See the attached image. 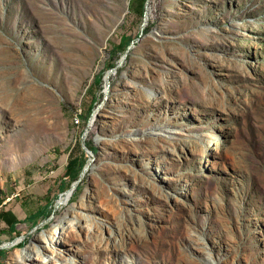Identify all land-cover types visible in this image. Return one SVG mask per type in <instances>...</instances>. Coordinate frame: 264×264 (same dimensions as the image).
Instances as JSON below:
<instances>
[{
	"label": "rangeland",
	"instance_id": "rangeland-1",
	"mask_svg": "<svg viewBox=\"0 0 264 264\" xmlns=\"http://www.w3.org/2000/svg\"><path fill=\"white\" fill-rule=\"evenodd\" d=\"M0 196V264H264V0H0Z\"/></svg>",
	"mask_w": 264,
	"mask_h": 264
},
{
	"label": "crops",
	"instance_id": "crops-1",
	"mask_svg": "<svg viewBox=\"0 0 264 264\" xmlns=\"http://www.w3.org/2000/svg\"><path fill=\"white\" fill-rule=\"evenodd\" d=\"M9 197L0 196V237L12 238L31 227L42 214V209L13 211Z\"/></svg>",
	"mask_w": 264,
	"mask_h": 264
},
{
	"label": "bare ground",
	"instance_id": "bare-ground-1",
	"mask_svg": "<svg viewBox=\"0 0 264 264\" xmlns=\"http://www.w3.org/2000/svg\"><path fill=\"white\" fill-rule=\"evenodd\" d=\"M147 13V12H146ZM146 17V16H145ZM71 190V189H70ZM70 190H68V191H66L65 193H64V195L63 196H61L60 197V199H59V202H65V200L68 198V196H69V194H70ZM69 199V198H68ZM67 199V200H68ZM72 222V221H71ZM73 224H75L74 222H73ZM72 225V224H71ZM60 228H61V225H58L57 227H56V231L55 232H57V234H56V237H59V233H60ZM73 231V229H71V232ZM55 237V236H54ZM55 237V238H56ZM46 242H42L43 244H45L44 246H42V249L39 251L38 249H37V247H36V245H35V248L32 250V252L30 251V252H28V251H21L22 252V254L26 257V258H30V259H33V253H34V255H35V259L36 260H38V261H42L43 263H46L47 261L49 262L50 261V259H52L51 257L49 258L47 255H45L44 253V250L45 251H47V250H49V248H56V246L54 245V243L56 242V241H52L51 240V237H49L48 235L46 236V238L44 239ZM54 248V249H55ZM57 249V248H56ZM32 253V254H31ZM59 264V263H58Z\"/></svg>",
	"mask_w": 264,
	"mask_h": 264
},
{
	"label": "trees",
	"instance_id": "trees-1",
	"mask_svg": "<svg viewBox=\"0 0 264 264\" xmlns=\"http://www.w3.org/2000/svg\"><path fill=\"white\" fill-rule=\"evenodd\" d=\"M123 38V36L121 37V39ZM124 41H125V39H124Z\"/></svg>",
	"mask_w": 264,
	"mask_h": 264
}]
</instances>
